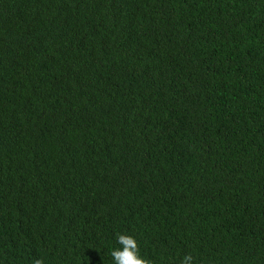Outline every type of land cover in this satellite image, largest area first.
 Wrapping results in <instances>:
<instances>
[{
	"label": "trees",
	"instance_id": "obj_1",
	"mask_svg": "<svg viewBox=\"0 0 264 264\" xmlns=\"http://www.w3.org/2000/svg\"><path fill=\"white\" fill-rule=\"evenodd\" d=\"M264 264V0H0V264Z\"/></svg>",
	"mask_w": 264,
	"mask_h": 264
},
{
	"label": "clouds",
	"instance_id": "obj_2",
	"mask_svg": "<svg viewBox=\"0 0 264 264\" xmlns=\"http://www.w3.org/2000/svg\"><path fill=\"white\" fill-rule=\"evenodd\" d=\"M116 240L120 247L111 251L114 264H150L140 255L138 243L133 236L119 234ZM35 264H43V261L36 260ZM181 264H195L194 257L191 254L185 255Z\"/></svg>",
	"mask_w": 264,
	"mask_h": 264
}]
</instances>
